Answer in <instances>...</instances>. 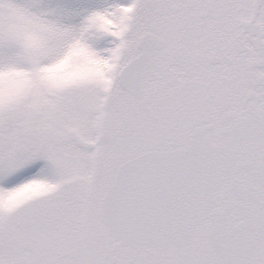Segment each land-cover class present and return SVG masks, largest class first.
I'll list each match as a JSON object with an SVG mask.
<instances>
[{"label":"snow or ice","instance_id":"obj_1","mask_svg":"<svg viewBox=\"0 0 264 264\" xmlns=\"http://www.w3.org/2000/svg\"><path fill=\"white\" fill-rule=\"evenodd\" d=\"M0 264H264V0H0Z\"/></svg>","mask_w":264,"mask_h":264}]
</instances>
